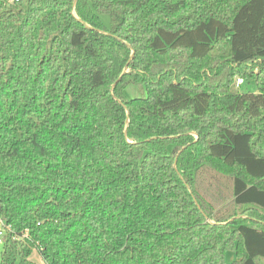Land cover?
I'll return each mask as SVG.
<instances>
[{
    "label": "trees",
    "instance_id": "1",
    "mask_svg": "<svg viewBox=\"0 0 264 264\" xmlns=\"http://www.w3.org/2000/svg\"><path fill=\"white\" fill-rule=\"evenodd\" d=\"M263 140L264 0H0V264H264Z\"/></svg>",
    "mask_w": 264,
    "mask_h": 264
},
{
    "label": "rangeland",
    "instance_id": "2",
    "mask_svg": "<svg viewBox=\"0 0 264 264\" xmlns=\"http://www.w3.org/2000/svg\"><path fill=\"white\" fill-rule=\"evenodd\" d=\"M244 87V86H243ZM251 89H253V87H249ZM125 94L130 97H136L139 96V90L137 87H134L132 85L128 86L125 90ZM262 146H264V140L262 142ZM2 251V245L0 244V253ZM30 260L33 261L35 264H45V262L43 261V259L40 257V255L38 254L37 250L34 249L32 250L31 254H30ZM234 259V254L232 253V251H228L226 253V263L225 264H229L231 262V260Z\"/></svg>",
    "mask_w": 264,
    "mask_h": 264
},
{
    "label": "built area",
    "instance_id": "3",
    "mask_svg": "<svg viewBox=\"0 0 264 264\" xmlns=\"http://www.w3.org/2000/svg\"><path fill=\"white\" fill-rule=\"evenodd\" d=\"M243 83V80L241 78L236 79V86L238 87ZM8 227L6 226L4 220L0 218V244L3 245V235L7 231Z\"/></svg>",
    "mask_w": 264,
    "mask_h": 264
}]
</instances>
